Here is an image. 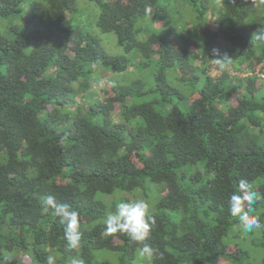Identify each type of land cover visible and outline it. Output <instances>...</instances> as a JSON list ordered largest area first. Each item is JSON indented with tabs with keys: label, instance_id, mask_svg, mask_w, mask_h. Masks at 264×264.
<instances>
[{
	"label": "trees",
	"instance_id": "trees-1",
	"mask_svg": "<svg viewBox=\"0 0 264 264\" xmlns=\"http://www.w3.org/2000/svg\"><path fill=\"white\" fill-rule=\"evenodd\" d=\"M0 19V261L150 264L104 224L148 182L151 264H264V227L228 204L246 179L264 225V0H0ZM46 195L79 212L81 247Z\"/></svg>",
	"mask_w": 264,
	"mask_h": 264
},
{
	"label": "clouds",
	"instance_id": "clouds-1",
	"mask_svg": "<svg viewBox=\"0 0 264 264\" xmlns=\"http://www.w3.org/2000/svg\"><path fill=\"white\" fill-rule=\"evenodd\" d=\"M251 39L264 43V27L257 29ZM211 60L222 70L227 68L231 59L223 56L222 58ZM238 188L240 191L233 193L229 197L228 204L231 215L238 218L239 226L245 232H252L264 227L259 217L250 215L254 211L259 194L251 189V185L246 179L239 180ZM42 203L45 212L51 209L55 216L59 218L60 223L65 225L64 238L67 242L66 247L68 249L81 247L82 234L79 231V212L67 203L58 202L53 195L43 196ZM155 223L156 219L151 214L149 203L145 199L120 202L116 210L110 212L104 220L107 234H126L131 241L140 245L138 249L140 256L144 257L150 264L163 256L159 249L147 243ZM0 264H8L7 258L0 261ZM45 264H56L55 257L49 255ZM70 264H85V262L83 258L73 257Z\"/></svg>",
	"mask_w": 264,
	"mask_h": 264
},
{
	"label": "rangeland",
	"instance_id": "rangeland-1",
	"mask_svg": "<svg viewBox=\"0 0 264 264\" xmlns=\"http://www.w3.org/2000/svg\"><path fill=\"white\" fill-rule=\"evenodd\" d=\"M172 2H175V1H177V0H171ZM167 3V2H166ZM167 4H169V2L167 3ZM81 6V10H82V13H83V15H82V18L83 19H85L86 18V14L87 13H90L89 11H92L93 9H92V7L91 6H89V4L88 5H80ZM81 18V20H83ZM92 20H93V18L92 17H90ZM144 21H146V22H148L149 21V18L147 17ZM9 26H10V24H9V21H8V19H0V31L1 30H5V29H7V28H9ZM213 27H214V25H213ZM91 30H92V32L93 33H97V29L95 30L94 28H91ZM195 31H197V29H195ZM97 37H98V39H100L101 37H104L106 40H104L103 41V43H101L100 45H102L103 47L102 48H104V50L107 52V53H109V54H122V50L117 46V44H116V38H115V36L113 35V34H102V33H99L98 32V35H97ZM107 46V47H106ZM147 184H146V187H145V190L146 191H151V193L148 195V198H149V206L153 203L152 201H154L155 199H156V197H157V194H156V192H154L155 190H149L150 188H151V184H149L148 182H146ZM154 193H153V192ZM117 193H115V195H116ZM115 195H102V198H103V200L105 201V203H107V202H110V200L111 199H113V197L115 196ZM102 200V201H103ZM111 203V202H110ZM110 203H107L108 205L110 204ZM151 210V209H150ZM154 210V206L152 207V211ZM103 252V251H102ZM102 252H97V253H102ZM96 253V254H97ZM110 261H112V260H110ZM109 264H114V263H109ZM134 264H138V262L136 261Z\"/></svg>",
	"mask_w": 264,
	"mask_h": 264
}]
</instances>
